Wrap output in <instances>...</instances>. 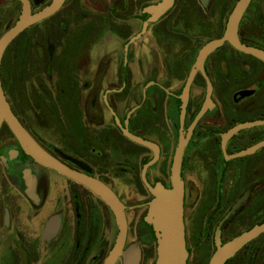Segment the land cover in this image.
Segmentation results:
<instances>
[{
  "label": "flooded vegetation",
  "instance_id": "flooded-vegetation-1",
  "mask_svg": "<svg viewBox=\"0 0 264 264\" xmlns=\"http://www.w3.org/2000/svg\"><path fill=\"white\" fill-rule=\"evenodd\" d=\"M29 1L32 14L50 2L33 6ZM72 1L78 0H65L62 7ZM81 1L99 7L95 14L75 15L76 20L93 15L98 26L106 22L110 35L105 60L86 83L80 85L70 65L94 26L78 32L59 22L62 41L52 37L53 31L45 29L44 36L33 31L62 7L20 33L1 58L0 82L10 112L58 169L26 153L2 121L0 264H102L106 259L118 235L114 214L59 168L95 179L116 196L126 222L122 253L135 249L137 264H154L157 240L148 220L154 195L142 176L151 188L170 189L174 151L203 105L207 84L197 70L180 120L183 87L199 50L222 37L238 2L170 0L168 9L149 21L153 16L147 10L162 0ZM262 7L264 0L249 2L237 35L240 44L264 52ZM201 37L209 38L201 45ZM203 72L212 104L188 134L179 176L187 262L192 257L188 226L197 259L206 264L217 229L224 244L264 221V147L227 158L264 140V125L235 133L225 151L221 147V134L230 128L264 120V63L224 42L206 57ZM94 110L100 118L96 123ZM122 129L157 147L153 163L154 152L127 139ZM263 233L224 264H264ZM124 260L121 255L114 264Z\"/></svg>",
  "mask_w": 264,
  "mask_h": 264
},
{
  "label": "water",
  "instance_id": "water-1",
  "mask_svg": "<svg viewBox=\"0 0 264 264\" xmlns=\"http://www.w3.org/2000/svg\"><path fill=\"white\" fill-rule=\"evenodd\" d=\"M12 1H18L21 5V9L15 24L12 27L8 28L0 36V65L3 52H5V49L10 44V42H12L20 33H22L28 27H31L41 22L42 20L55 15L60 10L65 0H50V2H48V4H46L41 10L33 14L31 12V5L29 0ZM44 1L45 0H32V5L38 6ZM249 2H251V0H238V2H235L226 20L222 37L220 39H212L207 42L204 46L201 47L197 57H195L194 68L191 71L190 75H188L182 90V94L180 96V100L182 102L180 120L182 119L183 112H185L187 95L189 94L190 84L193 75H195L197 70L200 71V73L205 78L207 84L206 94L204 95V102L199 113H197V115L194 117L189 127V130L187 131V137L185 139L183 137H180L178 147L174 151V158L170 177V189L167 191H163L160 187L151 188L150 185L146 182L145 178L142 176V181L145 187L148 189V191H150L152 195H154L153 201L150 202L148 205V220L152 222L151 224L157 240V259L154 264H186L187 262L188 253L185 249L184 244V223L182 213L184 186L179 176V168L181 153L187 142L188 134L190 133V131H192L194 125L198 122V120L210 108L212 104L210 100L212 87L203 72V63L206 57H208L215 49H218L220 46H222L224 42H226L231 45L235 51L252 55L255 59L264 63L263 51L240 44L238 41V24L241 21ZM169 4L170 0H162L157 5L150 7L147 11L153 17L149 21H153L158 18L159 15H162L168 9ZM115 120L118 123V120L116 118ZM2 121H4L8 125L9 130L22 144L21 146L26 151V153H28L36 161L45 164V166L57 168L56 164L51 159L47 158L45 153L40 148H38L37 145L27 136V134L21 128L15 117L10 112L9 104L3 95L2 86L0 82V125ZM261 125H264V120L256 122H244L234 126L233 128H230L227 132L221 134V147L223 151H225L224 149L227 140L235 133H238L243 129H248L250 127L254 128ZM121 131L127 139L131 140L132 142L138 143L141 146L151 149L154 152V158L151 163L155 161V159L157 158V147L154 144L139 139V137L128 133L125 129H122ZM263 147L264 140L258 142L251 148L249 147L246 150L240 151L232 156L230 155L227 158L234 159L248 154L251 155ZM147 166L148 165H146L143 169H145ZM59 170H61L64 175L73 177L76 180L80 181L84 186H86L94 194L100 197V199L105 203V205L112 211L118 222V235L116 237V241H114L111 250L109 251L106 259L103 261L102 264H114L115 260H117L121 255L125 258V264H128L129 261L130 264H137V250H129L126 253H122L121 251L123 241H125L126 222L122 206L120 205V202L118 201L116 196L108 188L103 186V184H101L95 179H82V177L80 176L69 174L62 168H59ZM235 207L232 208V211ZM263 232L264 221L258 225L253 226L249 230L242 232L241 234L233 238L231 241H227L222 244L220 241V233L217 229L214 234L215 250L206 264L226 263V261L231 259L234 254L243 247V245L251 242Z\"/></svg>",
  "mask_w": 264,
  "mask_h": 264
},
{
  "label": "rangeland",
  "instance_id": "rangeland-1",
  "mask_svg": "<svg viewBox=\"0 0 264 264\" xmlns=\"http://www.w3.org/2000/svg\"><path fill=\"white\" fill-rule=\"evenodd\" d=\"M107 5V4H106ZM99 7L98 4L93 2H83L81 0L78 1H72L69 3V5H65L61 8L59 13L55 16H53L51 19L44 20L43 22L39 23L33 31H37V34H46L50 31H53L52 37L54 39L57 37V40L62 41L59 38L60 34V26L59 22L61 24L66 25L68 30L70 31H81L83 27L91 26L94 30L91 32L92 35L89 36V40L87 39L86 44H81V46L77 49V53L71 58V69L73 70L72 73L76 74L78 76V79L80 81V85L83 83H86L87 80L91 79L90 76L94 75L96 70L100 68L101 61L105 60V55L107 54V47H108V38H109V31L107 29L106 22H102L99 24H95V20L92 19L93 15H90L89 19L87 21L84 19L76 20L77 17H74L75 15H78L79 13H86V14H95L93 11L94 8ZM101 8V7H100ZM19 9L20 5L16 1L12 0H0V36L2 33H4L8 28L12 27L15 22L17 21V15H19ZM261 17L264 18V7H262ZM94 23V24H93ZM97 25V27H96ZM45 29L47 32H45ZM54 29V30H53ZM60 30V31H59ZM28 32L23 34L24 39ZM214 36V33L210 38ZM209 38V37H208ZM208 38L202 39L200 38L201 45L207 41ZM52 41V40H51ZM53 43V42H52ZM58 53L56 55H59L60 49L58 48ZM119 53V52H118ZM9 56H6V64H9ZM120 58V57H119ZM104 63V61L102 62ZM85 95V93L82 91L81 96ZM96 108V107H95ZM93 121L96 123L100 121L99 116L96 114V111L91 112ZM108 122L109 120H105ZM190 214V213H189ZM190 217V215H189ZM189 217L187 216V221L189 220ZM188 225L189 221H188ZM190 228L187 226V234L189 237V243L188 247L192 250V257L189 260L190 264H205L199 263L194 247H193V240L190 232ZM262 238L264 240V233L262 235ZM211 253V250L210 252Z\"/></svg>",
  "mask_w": 264,
  "mask_h": 264
},
{
  "label": "trees",
  "instance_id": "trees-1",
  "mask_svg": "<svg viewBox=\"0 0 264 264\" xmlns=\"http://www.w3.org/2000/svg\"><path fill=\"white\" fill-rule=\"evenodd\" d=\"M186 264H190V263L187 262Z\"/></svg>",
  "mask_w": 264,
  "mask_h": 264
}]
</instances>
